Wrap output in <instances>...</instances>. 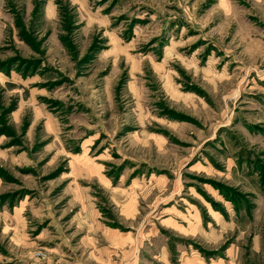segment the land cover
I'll return each instance as SVG.
<instances>
[{"label":"rangeland","instance_id":"374dc122","mask_svg":"<svg viewBox=\"0 0 264 264\" xmlns=\"http://www.w3.org/2000/svg\"><path fill=\"white\" fill-rule=\"evenodd\" d=\"M0 264H264V0H0Z\"/></svg>","mask_w":264,"mask_h":264}]
</instances>
